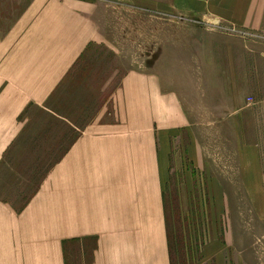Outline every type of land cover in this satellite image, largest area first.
<instances>
[{
  "label": "crops",
  "instance_id": "1",
  "mask_svg": "<svg viewBox=\"0 0 264 264\" xmlns=\"http://www.w3.org/2000/svg\"><path fill=\"white\" fill-rule=\"evenodd\" d=\"M122 1L263 27L264 0ZM22 2L0 0V164L31 106L78 133L20 211L0 199V264H68L71 243L88 239L91 264H171L165 191L172 140L192 125L189 106L162 73L135 69L81 130L48 104L90 45L110 42L101 10L115 1Z\"/></svg>",
  "mask_w": 264,
  "mask_h": 264
},
{
  "label": "rangeland",
  "instance_id": "2",
  "mask_svg": "<svg viewBox=\"0 0 264 264\" xmlns=\"http://www.w3.org/2000/svg\"><path fill=\"white\" fill-rule=\"evenodd\" d=\"M114 1L101 10L110 42L90 45L48 108L82 130L125 73H162L192 112L172 140L165 191L173 264H264V18L247 31L168 3ZM21 118L0 164V199L17 211L78 133L43 107ZM71 244L68 264L92 263L95 240Z\"/></svg>",
  "mask_w": 264,
  "mask_h": 264
},
{
  "label": "trees",
  "instance_id": "3",
  "mask_svg": "<svg viewBox=\"0 0 264 264\" xmlns=\"http://www.w3.org/2000/svg\"><path fill=\"white\" fill-rule=\"evenodd\" d=\"M167 227H168V240H169V251H170V262L171 264H173V252H174V244L173 241L171 239V235H170V231H169V224L167 223Z\"/></svg>",
  "mask_w": 264,
  "mask_h": 264
}]
</instances>
